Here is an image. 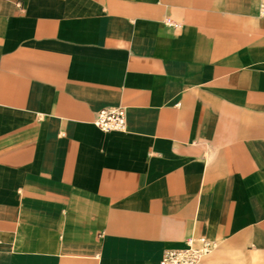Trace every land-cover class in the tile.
<instances>
[{
  "label": "crops",
  "instance_id": "crops-1",
  "mask_svg": "<svg viewBox=\"0 0 264 264\" xmlns=\"http://www.w3.org/2000/svg\"><path fill=\"white\" fill-rule=\"evenodd\" d=\"M202 236L264 264V0H0V264Z\"/></svg>",
  "mask_w": 264,
  "mask_h": 264
},
{
  "label": "built area",
  "instance_id": "built-area-1",
  "mask_svg": "<svg viewBox=\"0 0 264 264\" xmlns=\"http://www.w3.org/2000/svg\"><path fill=\"white\" fill-rule=\"evenodd\" d=\"M96 123L108 132L125 130L127 112L124 107L103 109L99 112ZM216 246L215 241L205 236L192 237L187 240L186 247L166 250L160 264H201Z\"/></svg>",
  "mask_w": 264,
  "mask_h": 264
}]
</instances>
